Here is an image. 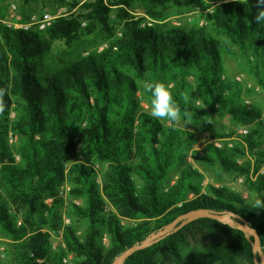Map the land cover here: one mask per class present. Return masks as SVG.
<instances>
[{"label": "trees", "instance_id": "16d2710c", "mask_svg": "<svg viewBox=\"0 0 264 264\" xmlns=\"http://www.w3.org/2000/svg\"><path fill=\"white\" fill-rule=\"evenodd\" d=\"M197 2L210 9L202 25L164 22L171 8ZM60 3L71 13L44 31L0 23V87L8 89L9 106L0 117V232L11 242L14 264H62L67 254L74 264H113L177 217L199 209L230 214L234 226L197 218L123 264H186L192 249L201 253L194 264H255L253 238L237 226L245 220L255 230L264 254V210L253 206L264 200V106L243 100L254 89L229 76L224 60L239 54L264 90V23L254 22L255 0ZM98 35L107 42L104 49L79 50ZM54 42L64 44L65 56L54 51ZM145 80L172 85L181 109L193 113L194 132L142 111V100H151ZM182 92L199 102L185 105ZM226 118L247 134L228 130ZM204 132L212 139L238 138L231 147L206 144L196 151ZM75 138L85 160L75 154ZM190 157L201 167L243 177L255 200L225 186H203ZM65 180L79 205L68 206L65 249L53 251L44 229L62 228L58 187Z\"/></svg>", "mask_w": 264, "mask_h": 264}, {"label": "rangeland", "instance_id": "374dc122", "mask_svg": "<svg viewBox=\"0 0 264 264\" xmlns=\"http://www.w3.org/2000/svg\"><path fill=\"white\" fill-rule=\"evenodd\" d=\"M72 1L74 0H66V2L68 3ZM202 3L203 2H197L191 5L189 8H185V9L171 8L167 12V16L165 17L164 22L172 26L188 27L195 22L196 23L199 22L202 25L203 24V21L201 20L202 16L206 14L208 11H210V9L206 8L207 4H202ZM74 11L75 10H73L72 13ZM134 12L136 14H140V10L138 8H136ZM70 13L71 12H69L68 7L60 3V0H34L28 4H23L21 0H0V15L4 16L3 19L0 18V23L7 25L8 27L19 28L21 25H30L31 29H37L38 31H40L38 29L39 26L38 23L44 19L45 15H47L52 20H54L60 16H68ZM84 25L85 24L83 23L82 26ZM117 35L119 36V33ZM103 39L104 37L102 35L88 37L83 41L79 50H84L87 52L94 50L101 51L107 45V42H103ZM53 48L55 52L63 56H65V52L68 51L62 42H54ZM224 60H225L226 71L229 76L235 77L236 80L237 78H239L240 80H237V82L241 83L243 86H246L247 88L254 89L253 95L248 98L245 97L243 98V100H245L246 102L258 104L261 107H263L264 90H262L256 85L254 77L249 72V65L244 60V58H242L239 54H237L234 57L231 56L225 57ZM141 108L142 111L150 113V102L142 100ZM161 122L169 126H177L183 129H187L191 132H194L192 125L188 124L185 126L183 121L177 124H171L163 120H161ZM224 123L228 130H234L236 134H239L240 131L243 129L248 131L246 128H240V129L234 128L232 125H230L229 118H226ZM203 134H206L207 137L212 139L208 132H204L201 135H198L197 146L195 148L196 151L202 152L204 146L207 144L206 142H203L201 139V136ZM231 138L233 139L231 143H233L237 141L238 137L233 136ZM231 138H225V139H231ZM76 139L77 141L75 142ZM221 140L224 141V139ZM226 143L227 142H223V146ZM74 144H75L76 156L82 160H85V156L82 153V143L79 141L78 138L74 139ZM189 160L192 163L193 167L201 172L203 176V180H202L203 186H205L208 183H213L216 186H225L241 194L244 198L248 200H255V196L251 192H249V190L246 188L243 177L234 174L225 173L216 167H201L199 164L194 163L191 157ZM238 163H241V160H238ZM66 171H68L67 164L65 165V175L67 174ZM96 172H97L96 173L97 184L101 185L100 165H98V169ZM263 172H264V166L261 167L260 169V173ZM177 175H178L177 171L172 173L169 177L170 182H173L176 179ZM64 184L67 185L69 191L66 197L63 198L64 204L60 209L62 227L64 225V219H68L71 223V218L69 216L70 208L68 206H70L71 203L79 205V200L72 199L69 196L71 190V186L69 182L65 180L62 185ZM124 223L127 224L128 221ZM44 232H47L50 235V241H51V237L55 233V231L44 229ZM104 238L107 239L106 236L104 235L102 237V243H106V241L104 242L103 240ZM10 245H11L10 240L0 232V253H1L0 264H14L12 260V256L10 255L11 252ZM200 254L201 253L198 250L192 249L186 255V260H185L186 264H194V262L196 261L195 259ZM66 256H70L71 261L73 263V256L71 254H67Z\"/></svg>", "mask_w": 264, "mask_h": 264}, {"label": "clouds", "instance_id": "9594fccd", "mask_svg": "<svg viewBox=\"0 0 264 264\" xmlns=\"http://www.w3.org/2000/svg\"><path fill=\"white\" fill-rule=\"evenodd\" d=\"M255 8L256 15L254 16V22L257 24L264 23V0H255ZM142 84L144 91L151 96L150 115L154 119L163 120L171 124H177L183 121L185 126L191 124L193 113L187 108L181 109L180 103L173 94L170 83L145 80ZM7 95L8 89L6 87H0V117H3L9 109L5 101V96ZM180 97L185 105L192 101L199 102L189 92H182ZM253 206L257 211L264 210V200L256 199Z\"/></svg>", "mask_w": 264, "mask_h": 264}, {"label": "water", "instance_id": "95a60500", "mask_svg": "<svg viewBox=\"0 0 264 264\" xmlns=\"http://www.w3.org/2000/svg\"><path fill=\"white\" fill-rule=\"evenodd\" d=\"M231 216L232 215L230 214L212 213L205 209L194 210L186 214H183L177 217L172 223L165 226L160 231L151 234L149 237L144 239V241H142L140 244L135 245L129 248L128 250H126L125 253H123L114 260L113 264H123V262L135 252L143 250L146 247H149L150 245L154 244L155 242L159 241L165 236L171 234L172 232L178 231L180 228H182L183 226H185L186 224L190 223L191 221L197 218H209L227 224L229 226H234L233 222L231 221ZM237 228L242 233L246 235H250L253 238L254 242L252 249H253L255 264H264V254L261 250L260 240L255 230L250 228L245 220H242L241 225H238ZM257 257L259 258V262L257 261Z\"/></svg>", "mask_w": 264, "mask_h": 264}, {"label": "built area", "instance_id": "2783aa9c", "mask_svg": "<svg viewBox=\"0 0 264 264\" xmlns=\"http://www.w3.org/2000/svg\"><path fill=\"white\" fill-rule=\"evenodd\" d=\"M53 20L48 17L47 15L44 16V19L42 21H40L38 24V29L40 31L42 30H45L49 25L50 23L52 22ZM18 29H22L24 31H27V30H31V26L30 25H21ZM237 80H240L239 78H237ZM241 135H246L247 134V131L245 129L241 130L240 133ZM201 139L203 142H206L207 144H212L214 147H216L217 149H221L222 146H223V142H227L228 143V146H232V141L233 139H224V141H222L221 139H210L209 137H207L206 134H203L201 136ZM16 141V138L13 137L11 134L9 135V144H14ZM77 141V139L75 140V142ZM263 150H264V147H263ZM16 160H18V157L16 156L15 157ZM94 169L97 171L98 169V165H96L94 167ZM67 172V171H66ZM68 187L66 184L62 185L59 187L58 189V195L61 196L62 198H65L66 195L68 194ZM50 202H52V199H47L45 201L46 204H49ZM70 224V221L68 219H64V225L62 228L58 229L51 237V248L53 251H57L59 249H65V243L63 241V228L64 226H68ZM18 225H20V222L18 223ZM104 242L106 241V239L104 238L103 239ZM1 255V253H0ZM38 262H41V261H38ZM62 264H73L72 261H71V257L70 256H64L62 258Z\"/></svg>", "mask_w": 264, "mask_h": 264}]
</instances>
